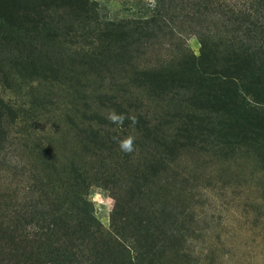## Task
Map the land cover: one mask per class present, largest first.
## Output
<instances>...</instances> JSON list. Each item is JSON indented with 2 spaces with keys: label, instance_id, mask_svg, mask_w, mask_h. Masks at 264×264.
Returning <instances> with one entry per match:
<instances>
[{
  "label": "rangeland",
  "instance_id": "obj_1",
  "mask_svg": "<svg viewBox=\"0 0 264 264\" xmlns=\"http://www.w3.org/2000/svg\"><path fill=\"white\" fill-rule=\"evenodd\" d=\"M239 2L0 0V264H264V147L173 146L167 116H225L132 76L200 57Z\"/></svg>",
  "mask_w": 264,
  "mask_h": 264
},
{
  "label": "trees",
  "instance_id": "obj_2",
  "mask_svg": "<svg viewBox=\"0 0 264 264\" xmlns=\"http://www.w3.org/2000/svg\"><path fill=\"white\" fill-rule=\"evenodd\" d=\"M247 1L225 7L231 15L228 22L233 24L232 32L218 44H211L210 49L205 44L202 55L182 69L132 72L157 96L175 89H196L199 94L193 103L195 108L225 116L217 123L207 113L201 118L180 113L167 116L165 125L173 127V146H193L214 137L225 145L264 147V0H249V6ZM112 105L119 113L143 119L131 111L130 102L114 101ZM142 125L149 127L146 119ZM0 134L3 137V132ZM94 228L100 233L101 225ZM0 236V242L15 243L7 229L0 227Z\"/></svg>",
  "mask_w": 264,
  "mask_h": 264
},
{
  "label": "clouds",
  "instance_id": "obj_3",
  "mask_svg": "<svg viewBox=\"0 0 264 264\" xmlns=\"http://www.w3.org/2000/svg\"><path fill=\"white\" fill-rule=\"evenodd\" d=\"M107 119L118 126H123L125 121H130V126L135 125L137 120L134 116L127 115L125 113H117L115 109L108 110ZM119 148L122 152L132 153L134 151L135 137L129 135L123 139L117 140Z\"/></svg>",
  "mask_w": 264,
  "mask_h": 264
}]
</instances>
